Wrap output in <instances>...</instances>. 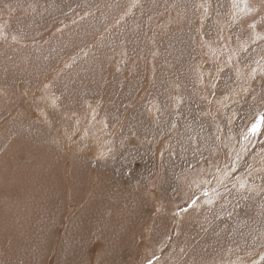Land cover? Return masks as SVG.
<instances>
[{
    "label": "rangeland",
    "instance_id": "rangeland-1",
    "mask_svg": "<svg viewBox=\"0 0 264 264\" xmlns=\"http://www.w3.org/2000/svg\"><path fill=\"white\" fill-rule=\"evenodd\" d=\"M261 114L264 0H0V264H264Z\"/></svg>",
    "mask_w": 264,
    "mask_h": 264
},
{
    "label": "snow or ice",
    "instance_id": "snow-or-ice-1",
    "mask_svg": "<svg viewBox=\"0 0 264 264\" xmlns=\"http://www.w3.org/2000/svg\"><path fill=\"white\" fill-rule=\"evenodd\" d=\"M262 122H264V114H261V118L251 125L249 132L252 135L257 134L260 130V125Z\"/></svg>",
    "mask_w": 264,
    "mask_h": 264
},
{
    "label": "bare ground",
    "instance_id": "bare-ground-1",
    "mask_svg": "<svg viewBox=\"0 0 264 264\" xmlns=\"http://www.w3.org/2000/svg\"><path fill=\"white\" fill-rule=\"evenodd\" d=\"M241 90H242V89H241ZM94 111H95V110H93V112H92V113H94ZM92 113H91V114H92ZM95 113H96V112H95ZM95 113H94V114H95ZM104 143H105V142H104ZM106 144H107V143H106ZM87 150H88V149H87ZM99 152H100V151H99ZM94 153H95V152H94ZM97 153H98V152H97ZM85 154H86V153H85ZM93 155H94V154H93Z\"/></svg>",
    "mask_w": 264,
    "mask_h": 264
}]
</instances>
